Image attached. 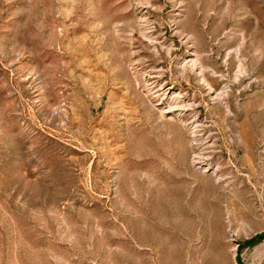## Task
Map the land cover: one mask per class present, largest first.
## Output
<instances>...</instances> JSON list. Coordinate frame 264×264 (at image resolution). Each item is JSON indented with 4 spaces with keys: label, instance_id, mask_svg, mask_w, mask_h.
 Wrapping results in <instances>:
<instances>
[{
    "label": "rangeland",
    "instance_id": "374dc122",
    "mask_svg": "<svg viewBox=\"0 0 264 264\" xmlns=\"http://www.w3.org/2000/svg\"><path fill=\"white\" fill-rule=\"evenodd\" d=\"M257 234L264 0H0V264H264Z\"/></svg>",
    "mask_w": 264,
    "mask_h": 264
},
{
    "label": "trees",
    "instance_id": "16d2710c",
    "mask_svg": "<svg viewBox=\"0 0 264 264\" xmlns=\"http://www.w3.org/2000/svg\"><path fill=\"white\" fill-rule=\"evenodd\" d=\"M263 239H264V234H257L254 237L244 241L242 243V248L255 245L256 243L260 242Z\"/></svg>",
    "mask_w": 264,
    "mask_h": 264
},
{
    "label": "bare ground",
    "instance_id": "6f19581e",
    "mask_svg": "<svg viewBox=\"0 0 264 264\" xmlns=\"http://www.w3.org/2000/svg\"><path fill=\"white\" fill-rule=\"evenodd\" d=\"M201 67V66H200ZM202 69V68H201ZM201 72V71H200ZM202 73V72H201ZM204 73V72H203ZM164 95H167L166 97H167V101H168V104H169V108L171 109V108H173L174 106H176L177 105V100H176V98H175V96H171V95H169V92H164L163 93ZM169 95V96H168ZM175 109V108H174ZM172 110V109H171Z\"/></svg>",
    "mask_w": 264,
    "mask_h": 264
},
{
    "label": "water",
    "instance_id": "95a60500",
    "mask_svg": "<svg viewBox=\"0 0 264 264\" xmlns=\"http://www.w3.org/2000/svg\"><path fill=\"white\" fill-rule=\"evenodd\" d=\"M237 264H242V261H241V258H240V256H237Z\"/></svg>",
    "mask_w": 264,
    "mask_h": 264
}]
</instances>
